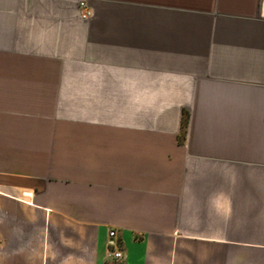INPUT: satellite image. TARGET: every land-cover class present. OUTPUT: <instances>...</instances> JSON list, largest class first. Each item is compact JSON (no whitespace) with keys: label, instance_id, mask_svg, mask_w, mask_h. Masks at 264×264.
<instances>
[{"label":"crops","instance_id":"1","mask_svg":"<svg viewBox=\"0 0 264 264\" xmlns=\"http://www.w3.org/2000/svg\"><path fill=\"white\" fill-rule=\"evenodd\" d=\"M0 264H264V0H0Z\"/></svg>","mask_w":264,"mask_h":264},{"label":"built area","instance_id":"2","mask_svg":"<svg viewBox=\"0 0 264 264\" xmlns=\"http://www.w3.org/2000/svg\"><path fill=\"white\" fill-rule=\"evenodd\" d=\"M80 13L82 19H88L90 16V12L87 8V5L85 3L80 4ZM115 233L110 232L108 235V249H109V256L114 262L121 261L123 259V252L121 249H119L118 245L113 242V239L115 238Z\"/></svg>","mask_w":264,"mask_h":264}]
</instances>
